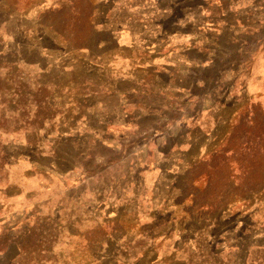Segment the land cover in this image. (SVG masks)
<instances>
[{
	"label": "rangeland",
	"instance_id": "rangeland-1",
	"mask_svg": "<svg viewBox=\"0 0 264 264\" xmlns=\"http://www.w3.org/2000/svg\"><path fill=\"white\" fill-rule=\"evenodd\" d=\"M90 1L92 4L98 2L0 0V36L4 38L0 37L3 39L0 41V63L16 61L18 74L21 76L28 74L29 77H37L46 73L42 77L43 81H50L62 88L61 91L50 92L53 106H57L54 110L51 108V113H55L54 124L49 127L51 130L47 136L42 137L40 134L35 139V158L32 155L18 157L0 179V192L10 197L0 209L1 219H9L8 222L14 223L27 217L34 206L51 208L52 215L57 216L59 221L52 222L67 229L53 232L58 237L55 251L56 254L60 253L59 264L78 263L80 243L75 237L87 232L96 233L98 238L99 234L107 235V223L116 233L111 236L110 241L101 236L103 247L98 254L99 264H125L120 258L125 257L124 243L131 247H145L150 258L147 261L153 263L155 258L161 259L177 249L187 253L193 239L204 228H207L212 239L217 240L222 235L226 237L235 234L241 228L248 230L246 226L250 224L258 225L255 220L263 223L264 216L262 218L261 214L254 216L252 220L249 216L248 219L241 218L242 215L246 217L247 213H255V208L264 213V57L259 58L251 67L252 83L247 84V73H244L238 76L235 83L231 75L224 76L221 80L222 92H217L218 88L214 84L192 87V83L200 77V71L195 73L198 76H188L186 70L191 65H184L183 55H178V63L172 54L153 62H150V54L146 57L143 55L146 50L142 45L149 46L146 35L153 36L139 27L138 19H144L141 17L145 12L143 7L116 14L130 22L134 33L138 35L135 40L137 44H131L129 33L124 32L119 36L118 48H114V42L110 40L105 46L106 49L92 48L89 57V54H78L74 51L78 46L83 43L93 44L89 38H93L91 31L85 23L92 11ZM52 3H61L62 7L56 13H41ZM180 3L185 16L197 13L196 10L192 13L188 11L192 6L188 1L181 0ZM245 3L238 4L233 12H237L238 7ZM200 4L203 7V2ZM75 9H80L81 24L73 20ZM240 30L242 29L234 32L239 33ZM123 31L128 30L122 29ZM200 35L199 39L205 40L203 34ZM104 37L99 34L95 38L100 41ZM208 38L212 39V35ZM243 38L256 42L261 35L253 33ZM219 40L218 46L221 50L217 49L215 55L221 58V64L225 66L229 59L244 52L228 42V35ZM177 42L182 43L184 40L179 39ZM253 47L254 44L246 50L245 58L250 59L248 54L255 57ZM119 48L124 55L121 57L120 54L113 53L109 63H103L105 67L93 71L82 62V59L92 60L93 56L106 59L103 49L107 52L109 49ZM36 63H39V68L32 67ZM149 65H161L167 69L160 77L155 74L149 76ZM0 71H6L4 66L0 67ZM34 71V76H31ZM126 77H133L144 85L143 97L134 95L126 102L119 95L105 94L106 86H102L104 83L123 90L132 87V84L119 80ZM84 80L93 87L86 85V92L76 91V87ZM151 81L160 85L166 83L171 87L174 83V88L178 90L189 83L194 94L191 102L184 106V114L187 115L182 119L189 124L190 117H195L196 123L191 127L187 140L181 141L179 151L173 154L172 150L171 156L167 157H163V152H167L169 146L174 141L176 143L178 138H169L154 132L156 125L160 127L163 122L159 120L157 123V116L162 111L160 108L167 104L164 99L154 97L156 94L150 96L153 90L151 86L154 85ZM95 87L105 88L101 93L91 95V91L87 89L93 90ZM36 89L31 87L34 92ZM86 94L90 97L85 99L87 104L81 112L88 123L80 120L77 125L64 131L66 134L60 136L59 133L63 130H59L61 121L57 117L60 113L69 115L78 112L76 108L70 107L69 99L80 101L82 95ZM222 98L224 101L220 103ZM178 102L184 105L186 99L182 98ZM128 103L131 106L127 108ZM73 115L76 114L71 116ZM168 117L176 118L181 115L173 113ZM167 129L175 135L182 131L181 125L175 124ZM105 132L109 140L103 138ZM68 133L78 137L77 140L61 141ZM0 138L3 147L7 148L6 151L18 148L16 144L23 145L24 142V138H15V135ZM96 138L103 140L107 148L111 149L102 152L94 144ZM75 142L78 144L75 145ZM46 156L69 160V165L74 166L75 170L69 169L61 175L57 172L54 160ZM4 195H0V206L5 204ZM29 196L31 199L27 200ZM200 209L204 212H199ZM138 211L148 212L145 230L151 229L158 221L160 225L165 223L164 226H159L160 233L171 230V234L164 240L163 235L155 237L153 249L140 244L141 224L137 222ZM223 213H227L228 217L220 219ZM202 215L205 219L199 220ZM237 217L241 220H236ZM75 220L77 225L73 224ZM67 234L71 238L64 237ZM255 235L262 238V233L256 231ZM182 237L187 239L186 247L178 244ZM201 240L203 247L206 244L202 238ZM160 242L162 244L158 246ZM200 251L206 253V264H213L215 261L218 264L242 263L238 259L240 255L237 251H224L219 258L211 253L213 249L208 246ZM200 251H188L195 259L193 264L200 263L197 261L201 256ZM74 254H77L74 256L76 260L72 257ZM196 254L199 255L198 258ZM166 264L181 263L167 261Z\"/></svg>",
	"mask_w": 264,
	"mask_h": 264
},
{
	"label": "trees",
	"instance_id": "trees-1",
	"mask_svg": "<svg viewBox=\"0 0 264 264\" xmlns=\"http://www.w3.org/2000/svg\"><path fill=\"white\" fill-rule=\"evenodd\" d=\"M180 1L181 0H98L97 3H93L95 6H93L90 1L89 5L91 4L92 11L85 23L91 31L90 35L93 37H89L90 42L94 45H91L90 43H83L74 51L78 54H89V57L92 48H105L106 44L110 40L114 42L115 48L118 44V39L120 40L119 36L124 32L129 33L132 39L131 44H137L135 40L138 39V35L134 33V29L130 25V22H127V19L125 18L119 16L117 17L116 14H120L123 11H128L130 9H142L143 7L145 12L142 14L145 17L141 15L144 19H138V24L142 31L150 33L151 36L153 35L152 37H148V34L146 35L145 39L149 43V46H146L145 44L142 45V47H144L147 51H143V55L146 57L150 54V62H153L156 59H165V55L167 56V54H172L174 55V60H177L178 63V55H183L185 59V61H183L184 65H191L188 66L186 70V74L188 76L195 74L196 71H200V77H197L198 79L192 83V87L214 84V87L218 88L217 92H222L221 80L224 76L226 77V75H231L234 78L235 83L238 76L244 73H247V84L252 83L253 80L250 72L251 67L258 61L259 58L264 57V0H217L215 2H209L207 0H185L188 1V4H192V6L188 8L189 12L192 13L195 10L197 11L194 15L193 13L190 14L191 18L190 15L185 16V12L182 13V3H180ZM200 2H203V7H201ZM243 2L246 3L244 5H240L238 10H236L237 12H233L236 6L238 4H242ZM61 7V3H52L49 4L47 8H44V11L41 13H56ZM73 16V20L77 24L82 23V20L80 19V9H75ZM122 29H126L128 31L122 32ZM239 29H242L239 33L234 32ZM200 33L203 34L205 40L199 39L201 36ZM253 33L255 35L258 33L261 35V38L256 42L243 38L248 34ZM99 34L104 35L105 37L100 41H96ZM186 34L189 35L184 37ZM210 34L212 35V39L208 38ZM225 35H228V42L230 44L236 45L238 50L244 51L243 53L235 55L229 59L226 62V66L225 64H221V58L215 55L217 49L221 50L218 46V44H220L219 39H224ZM185 38H189V40ZM3 39H0V41H3ZM171 39H173V41ZM179 39H183L184 42L176 43ZM208 40H210V43ZM212 41L213 43H211ZM225 44H227V42H225ZM252 44H254L252 50L255 57L248 54L250 59H247L245 58L244 53L252 46ZM103 51L106 55V59L94 56L92 57V60L88 59L87 61L86 59H82V62L86 64V68H90L94 71L96 68L105 67V64L103 63H109L113 53L120 54L121 57L124 55V53H120V51H122L120 48L115 50L109 49L107 52L103 49ZM152 55H154V57ZM38 65L39 63H36L32 67L39 68ZM152 65L147 67L149 70V76L155 74V76L160 77L159 75L164 73L167 69L163 66L161 67V65ZM175 65H173V69L175 68ZM3 66L6 71L0 73V106L2 107V110L0 111V137L15 135V138H24V142L23 145L16 144L18 145V148H12L11 151H6L7 148L3 147L0 142V179L4 176L3 173L7 171L9 166L13 164L18 157L32 155V158H35V152H37L35 147L37 140L35 139L40 137V134L43 135L42 137L47 136L49 130H51L49 127L54 124L55 113H51V108L54 110L57 106H53L54 101L50 92L51 90L61 91L62 89L60 85L50 83V81H43L42 77H44L46 73L40 74L36 77L34 76L35 70L31 75L34 77H29L28 74L26 76L19 75L18 63L16 61H9L6 64L4 61V63H0V67ZM23 66H26V64ZM61 68H63V65H61ZM171 71L168 72V74H170ZM72 73H74V71ZM195 76L198 75L195 74ZM119 80L132 84V87H128L123 90L112 84L107 85L104 83L102 86H106L105 94L113 93L116 96L119 95L124 98V101L126 102H129L130 97H133L134 95H138V98L143 97L145 92L143 88L145 87L143 84L138 83L136 79L133 77H126L120 78ZM156 81L159 80L156 78ZM151 82L153 83V81ZM153 84L154 85L151 86L153 90L151 91L150 96L156 94L154 97L164 99V102L167 104L160 108L162 111L157 116V123L160 122L159 120H163V122L161 121L162 125L160 127H158L159 125H156L154 132L165 137L174 139L178 138L176 143L174 141L169 146L167 152H163V157H167L171 156L170 152L172 150L173 154L179 151L181 141L187 140L189 137L188 135L191 134V127L194 123H196L195 117H190L189 124L182 119L183 116L187 115L184 114V106L191 102V98L194 94L190 90L189 83L184 87H180V90L174 88V83L172 84L173 87L166 85V83L164 85H160L159 83ZM86 85H89V83L84 80L78 85V87H76L75 90H79L81 93L86 92V89L84 88ZM89 86L93 87L92 85ZM31 87H36V92L31 90ZM95 88L96 89L93 90H87H90L91 95H93L101 93V90L105 87ZM67 94L69 93L67 92ZM89 97L90 96L86 94L82 95V99L80 101L72 98L69 99V102L71 103L70 107L76 108L78 112L72 113L76 114L73 116H71L72 114L63 115V113H60L57 117L59 121H61L59 130H63L59 133L60 136L66 134L64 131L69 130L68 128L70 126L77 125L80 120H85V122L88 123L86 117H83L81 110L85 109L87 104L85 99ZM182 98L186 99V103L184 105H181L178 102ZM223 101L224 99L222 98L220 103ZM131 104L135 105L136 103ZM136 105L138 106L140 103H137ZM130 106L131 105L128 103L127 108ZM187 110L189 111V107ZM167 113H179L181 117H168L169 114ZM65 123L68 124L64 126ZM171 124L181 125L182 131L180 134L178 132L177 135L172 132L170 133L167 128ZM194 127L197 128L196 125H194ZM68 134L69 135H65L66 138H62L61 141L77 140L78 137L70 135L71 133ZM106 136L107 133L105 132L103 134V138H105V140H109ZM31 137L32 139H30ZM12 143L13 142H11V144ZM77 144L78 142H75V145ZM94 144L102 152H104L105 149H111L107 148L108 146H106L100 138L94 139ZM187 145H190V143L187 142ZM122 148L125 147L123 146ZM46 157L54 160L58 169L57 172L61 175L67 173L69 169L72 171L75 170L74 166L69 165V160L66 161L65 159H56L54 156ZM0 195L3 197L4 193L0 192ZM4 198V200H6L5 204L0 206V209L6 205V202H8L7 199L10 197L5 193ZM28 199L30 200L31 197L29 196L27 200ZM199 212L204 211L203 209H200ZM52 214L51 208L44 209L39 206H34L31 208L27 217H24L23 219L21 218L19 221H15L14 223L8 222L9 219H7V221L3 220L0 216V264H59L60 253L56 254L55 251L58 237L57 235H53V232H57L59 230L67 231V229L63 226H57V224L52 222L54 220L59 222L58 217L53 216ZM259 214H261L263 218L264 213L258 208H255V213H247L246 217L245 215H242L243 217L241 216V219H248L249 216L252 220L254 216H259ZM146 215L148 216V212L138 211L137 216L139 217L137 222L141 224L140 244L145 246L147 245L153 249L155 245V237L163 235L164 240L166 236L171 234V230L166 233H160L159 226H164L165 223L160 225L161 223H159V221L156 222V225L151 227V229L145 230L144 226L147 224ZM59 216L61 217V215ZM223 217H228L227 213H223L220 216V219ZM202 219H205L203 215L199 217V220ZM237 219L241 220L240 217H237L236 220ZM255 222L258 223V225L252 226L253 224H250L246 226L248 230L241 228V230H237L235 234L233 233L226 237L222 235L217 240L212 239V235L209 234L207 228H204L200 231V234L196 235L197 237L193 239L192 244H190L187 248V253L185 250H183L184 253H182L180 249H177L175 252H172V254L164 256L161 259L155 258L153 263L152 261H147V259L150 258L145 247H131L130 244L127 245V243H124L126 249V252H124L125 257L120 258L122 263L125 264H142L143 262L145 263V261L147 262L145 264H166L167 261H171L172 263L193 264L195 259L191 257L188 251H195L198 253L201 248L208 246L213 249L211 253L214 254L216 258H219L224 251H237L240 255V258L238 259L241 260V264H264V218L263 223H260L257 220H255ZM75 223L76 225L78 224L76 220L73 224ZM107 225V235L98 233V238L96 233L87 232L85 235H77L75 237L80 243L78 251V254H80V261L75 264H90L91 262L99 264L97 262L98 254L99 250L103 247L102 242L100 241L101 236H104L103 239L110 241L109 239H111V236H114L116 233L111 226L109 227V225ZM256 231L257 233H262V238L256 237ZM64 237L71 238V235L67 234ZM201 238L206 244L203 247H201ZM149 241L150 243H148ZM162 242L157 245H161ZM178 244L180 247H186L187 239L182 237V239L178 241ZM200 252L201 256L196 254L197 258L198 256L200 258L197 260L200 263L196 264H206V253L205 251ZM75 255L77 254L72 256L74 260H76L74 257ZM153 255L154 257L156 256L155 254ZM116 259L119 258L116 256ZM213 264H218V262L215 261Z\"/></svg>",
	"mask_w": 264,
	"mask_h": 264
}]
</instances>
